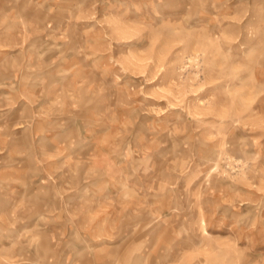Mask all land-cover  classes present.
Here are the masks:
<instances>
[{
  "label": "rangeland",
  "instance_id": "obj_1",
  "mask_svg": "<svg viewBox=\"0 0 264 264\" xmlns=\"http://www.w3.org/2000/svg\"><path fill=\"white\" fill-rule=\"evenodd\" d=\"M0 264H264V0H0Z\"/></svg>",
  "mask_w": 264,
  "mask_h": 264
}]
</instances>
